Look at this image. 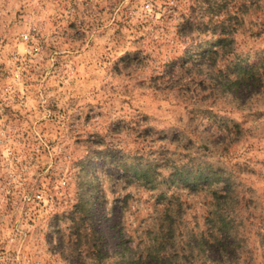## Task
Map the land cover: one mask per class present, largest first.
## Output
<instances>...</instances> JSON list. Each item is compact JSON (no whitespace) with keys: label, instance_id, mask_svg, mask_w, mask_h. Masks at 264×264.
Segmentation results:
<instances>
[{"label":"rangeland","instance_id":"obj_1","mask_svg":"<svg viewBox=\"0 0 264 264\" xmlns=\"http://www.w3.org/2000/svg\"><path fill=\"white\" fill-rule=\"evenodd\" d=\"M229 5L0 0V264H264V0L223 48ZM234 57L259 81L217 90Z\"/></svg>","mask_w":264,"mask_h":264},{"label":"trees","instance_id":"obj_2","mask_svg":"<svg viewBox=\"0 0 264 264\" xmlns=\"http://www.w3.org/2000/svg\"><path fill=\"white\" fill-rule=\"evenodd\" d=\"M229 11L227 12V20L229 21V28L228 31H220L216 33L213 31L211 34L215 36V43L223 44V48L228 46L227 43H232V34L233 30L237 26L236 24L238 21H241V17H239V13L243 6L244 10L246 9L244 5V0H229ZM231 21V22H230ZM233 21V22H232ZM221 47V46H220ZM219 48V47H218ZM218 48H209L205 49L202 53L205 55L212 54L216 56L220 51ZM229 53V50H227ZM262 60H257L250 62L248 59H239L234 57V59L228 63L224 68L212 67L211 69V83L215 84V88L217 90H221L226 93H234L241 85L250 84L251 86L256 85L261 77V69H262ZM186 174V177H184ZM136 177L137 175L134 174ZM210 176L206 174H202L200 171H192L188 173L187 170H184L182 167L175 170L170 174L171 184L177 185L178 183H185L187 186L196 187L199 182H207ZM210 182V181H209ZM150 184V183H149ZM150 188H154L153 184H150ZM79 208L75 209L73 218H72V225L75 227L76 237H82L81 234L87 236L86 229L90 230L91 236V229L89 225V221L87 219L86 211L83 203H80ZM219 224L223 226L224 222L219 221ZM78 240V239H77ZM131 260L124 259V263H129ZM138 262H135L136 264ZM154 264H157V260L154 261Z\"/></svg>","mask_w":264,"mask_h":264},{"label":"built area","instance_id":"obj_3","mask_svg":"<svg viewBox=\"0 0 264 264\" xmlns=\"http://www.w3.org/2000/svg\"><path fill=\"white\" fill-rule=\"evenodd\" d=\"M148 6L147 5H145V8H147ZM21 39L23 40V41H26V40H28L29 39V36L28 35H26V34H23L22 36H21ZM0 143H1V140H0Z\"/></svg>","mask_w":264,"mask_h":264}]
</instances>
